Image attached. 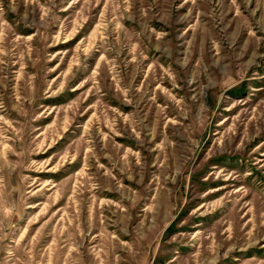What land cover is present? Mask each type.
<instances>
[{
  "label": "rangeland",
  "instance_id": "obj_1",
  "mask_svg": "<svg viewBox=\"0 0 264 264\" xmlns=\"http://www.w3.org/2000/svg\"><path fill=\"white\" fill-rule=\"evenodd\" d=\"M0 264H264V0H0Z\"/></svg>",
  "mask_w": 264,
  "mask_h": 264
}]
</instances>
